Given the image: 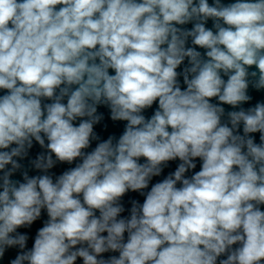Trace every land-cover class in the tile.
Wrapping results in <instances>:
<instances>
[{
  "label": "clouds",
  "instance_id": "1",
  "mask_svg": "<svg viewBox=\"0 0 264 264\" xmlns=\"http://www.w3.org/2000/svg\"><path fill=\"white\" fill-rule=\"evenodd\" d=\"M250 88L264 0H0V264H264Z\"/></svg>",
  "mask_w": 264,
  "mask_h": 264
},
{
  "label": "water",
  "instance_id": "2",
  "mask_svg": "<svg viewBox=\"0 0 264 264\" xmlns=\"http://www.w3.org/2000/svg\"><path fill=\"white\" fill-rule=\"evenodd\" d=\"M209 2L211 3L212 0H209ZM223 2L228 3L231 2V0H223ZM208 26L211 27V21H209ZM187 27H191V25H188ZM186 63V62H185ZM226 79V78H225ZM249 94L253 97V100L250 102V104H246L244 105L245 108L254 105L257 101H264V91L261 92H257L254 89L250 88L249 89ZM155 107V105L153 106ZM226 108V110H231L230 106L225 105L224 106ZM151 111L152 110H148V112L146 113L147 115H151ZM98 112L102 113L104 116V120L100 123V125L95 127V131L101 136V138L106 139L108 135H115L117 138L119 137L120 134H122L123 132V128H124V124L126 122H112L110 120V112L109 110L104 107V106H100L98 108ZM96 142H93L92 147H95ZM91 149H89L90 151ZM42 151V149H40V147L38 145L35 144L34 142V147L30 150V154L29 157L27 159H25L24 161H22V163L28 167V162L30 159H34L36 157L37 154H39ZM179 163V161H175V162H169V166L164 170V173H162V175L160 177H154L151 183H155L159 180H162L164 178V176H166L169 172L174 171L177 164ZM74 166V165H73ZM69 167V165L67 164H63V165H58L57 167H55L52 171L59 175L60 173H62L64 170H66ZM200 167V163L199 161H197V169L196 171L199 170ZM39 174L37 171L35 170H30V175H36ZM14 179H20L21 177L19 176V174H17L15 177H13ZM151 186V185H150ZM131 199H137L139 200L140 203L143 202L144 197L139 196L136 193H129L127 196L124 197V203L126 205V207L130 208V200ZM262 210H264V208H262ZM129 213L126 211L123 215L127 216ZM46 218V216H45ZM42 226L41 222H37L33 225L31 231H30V236L34 237L36 229H38L39 227ZM20 231H26L25 229H20ZM32 240H29V248L32 245ZM15 256V250H11L9 251V253L7 254L5 261L3 262V264H7V260L9 258H14Z\"/></svg>",
  "mask_w": 264,
  "mask_h": 264
}]
</instances>
